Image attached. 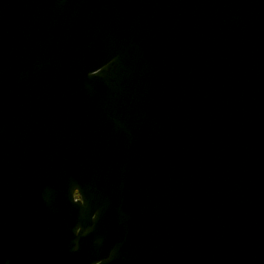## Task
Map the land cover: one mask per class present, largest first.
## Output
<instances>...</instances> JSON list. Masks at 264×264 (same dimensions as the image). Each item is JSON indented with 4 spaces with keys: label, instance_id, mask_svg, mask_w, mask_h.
<instances>
[{
    "label": "water",
    "instance_id": "95a60500",
    "mask_svg": "<svg viewBox=\"0 0 264 264\" xmlns=\"http://www.w3.org/2000/svg\"><path fill=\"white\" fill-rule=\"evenodd\" d=\"M0 264H264V0H0Z\"/></svg>",
    "mask_w": 264,
    "mask_h": 264
},
{
    "label": "flooded vegetation",
    "instance_id": "af4514ba",
    "mask_svg": "<svg viewBox=\"0 0 264 264\" xmlns=\"http://www.w3.org/2000/svg\"><path fill=\"white\" fill-rule=\"evenodd\" d=\"M75 199L76 200H82V197L78 191L75 192Z\"/></svg>",
    "mask_w": 264,
    "mask_h": 264
}]
</instances>
